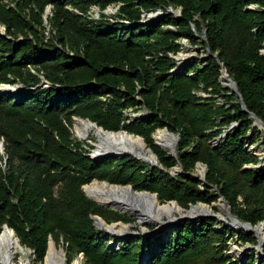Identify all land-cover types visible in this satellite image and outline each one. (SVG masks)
<instances>
[{"label":"trees","instance_id":"1","mask_svg":"<svg viewBox=\"0 0 264 264\" xmlns=\"http://www.w3.org/2000/svg\"><path fill=\"white\" fill-rule=\"evenodd\" d=\"M2 28L0 86L22 89L0 96V233L12 229L34 264L45 263L51 240L63 241L70 264L79 256L81 264H260L254 253L246 263L227 255L237 239L258 244L216 218L115 238L111 248L95 218L138 222L83 189L132 185L186 211L224 198L241 223H264V166L250 152L264 127V0H0ZM183 39L207 50L202 65L178 68L172 56ZM223 71L241 98L223 88ZM129 110L147 115L128 124ZM77 119L143 138L163 170L133 157L94 163L93 148L74 138ZM163 129L180 137L177 157L155 144ZM199 165L204 181L192 177ZM177 166L182 174L171 175Z\"/></svg>","mask_w":264,"mask_h":264},{"label":"bare ground","instance_id":"2","mask_svg":"<svg viewBox=\"0 0 264 264\" xmlns=\"http://www.w3.org/2000/svg\"><path fill=\"white\" fill-rule=\"evenodd\" d=\"M189 56L181 54V59H187ZM8 90V89H7ZM11 90V89H10ZM6 94V93H5ZM4 95V94H3ZM80 123L76 125L77 137L80 140L86 141L92 134L96 138L95 150L92 151L91 158L96 161H101L104 157H127L133 156L141 162L148 163L151 166L157 165V159L155 154L146 147L145 143L139 138H135L133 135L125 134L122 131L119 133L105 132L103 129H99L96 125L89 123L88 121L79 120ZM158 144L166 151L174 154L176 151L175 137H171L164 131L159 132L156 135ZM87 194L93 199L102 200L101 203L108 204L115 202L116 204H126V198L131 196L128 190L124 188L111 187L107 183H97L89 185L85 188ZM147 209H150V215L143 214L140 216V220L143 223L152 224L155 222H161L157 224L158 227H162L164 219L168 217L173 219L175 215H181L183 217L186 213L181 210L178 206L161 205L155 201L146 203ZM137 209V208H136ZM141 211V208L137 209ZM184 212V214H183ZM209 210L205 206H199L193 209L192 213L196 215H204ZM213 214V213H212ZM168 220V223L178 220ZM98 224L102 231L108 234H115L116 237H120L122 240L132 237L129 233V226L120 227H108L105 225L103 220H98ZM260 237L261 244L264 245V225L255 230ZM14 233L9 229H4L0 236V264H16L15 257L18 253L23 252L24 249L21 246L19 240H17ZM134 236V235H133ZM119 238V239H120ZM234 255L240 260L246 258L245 250H234ZM242 256V257H241ZM45 264H65L64 256L61 252H58L54 243H51L45 259Z\"/></svg>","mask_w":264,"mask_h":264},{"label":"rangeland","instance_id":"3","mask_svg":"<svg viewBox=\"0 0 264 264\" xmlns=\"http://www.w3.org/2000/svg\"><path fill=\"white\" fill-rule=\"evenodd\" d=\"M117 8L116 7H110L107 11H106V15L108 16L109 19H111L112 16L116 15L117 14ZM93 19L95 20H98V18L96 17V14H94V16L92 17ZM5 33V30L4 28L0 29V34H4ZM198 38V41L200 42L201 40H203L204 36L202 35H198L197 36ZM182 45H183V48L181 50V52L179 54H183V55H187L189 56L187 59H184L185 60V65H191V64H199V65H202L204 63V60L206 59V57H208V54H207V50H204V48L201 46V45H198L197 47L196 46H192L191 43L187 40V39H183L182 40ZM179 54L176 56V57H179ZM223 82V88H225L227 91H229V95H232V89L227 87L225 85V82ZM20 85H16V87H19ZM234 95V94H233ZM203 97H207L206 95H203ZM142 113V111H139V113ZM138 114V113H137ZM80 123L79 119H77L74 123V127H73V133H74V138L81 142V143H87L88 145H90L93 149L92 151L95 150V142H96V138L94 137V135L92 134L86 141H83V140H80L78 137H77V132H76V125ZM163 130H159L158 132H156V134L154 135L155 137V144L160 147L164 152L168 153L169 155L171 153H169L168 151L164 150L157 142V139H156V135L161 132ZM261 131H262V134L260 136V141L257 145L253 146L250 148V152H252L254 155H257L259 157V159L261 160V164L264 165V127L261 128ZM175 138H178V135H175ZM179 140H177V145H176V150L178 148V144H179ZM215 141H218V140H214L212 141V143H214ZM213 145V144H212ZM92 151L90 152V155L92 154ZM145 164H148V163H145ZM151 168H153L150 164H148ZM247 168H256V167H247ZM182 174V171H179L178 173H175L173 174L174 176H179ZM206 174H207V169L202 166V165H199L197 170L195 171V173L192 175V177H195L199 180H205L206 179ZM97 182V181H95ZM94 183V182H93ZM97 183H100V182H97ZM89 196V195H88ZM90 197V196H89ZM91 198V197H90ZM93 199V198H91ZM93 200H99V199H93ZM102 200H99V203H101ZM205 207H208V208H211L212 210V213L213 214H209L208 213H204V215H215V217L219 220V223L221 224H226L228 226L231 227V229H234V230H237V231H240V230H243V226L242 225H238V224H241V223H236L235 225V222L233 221L234 219L238 220L232 213L231 209L229 207H227V210L230 211V214H228L226 212V208L224 207L222 201H219V202H216L214 203L212 206H207L205 205ZM184 214V212H183ZM181 215H175L173 217V219H169L168 217H166L164 219V222L163 224L165 223H168V220H174V219H177L179 218ZM203 216V214H202ZM137 220V225H131L130 229L128 230L130 235L133 237V232H136L137 235L141 236V235H144L145 238H147L148 236H152V231H150L147 226H151V227H155V231L156 229L158 228V225L157 224H160L161 222H155V223H152V224H141L139 222L138 219ZM239 221V220H238ZM115 226L114 227H120V224H114ZM262 225H264V223L256 226L255 228L253 229H250V230H247V232L251 235V236H254V238L256 239L257 241V246H251V245H245L243 244L239 239H237L235 242H232L231 243V247H230V250L228 251V256L235 259V260H240L238 259V257H236L234 255V250H245V255L243 256H246V258H249L250 254L254 253L257 257V259L260 261L259 263L260 264H264V245L261 244V240H260V237H259V234L255 231L256 229L260 228ZM137 229H139V231H137ZM4 230V229H3ZM3 230L1 231L0 233V236L1 234L3 233ZM100 230V229H99ZM101 232L105 233L104 231L100 230ZM14 235V234H13ZM14 237L19 240L17 237H16V234L14 235ZM107 237H110L112 239V241L110 242V247L111 248H115L116 247V242L118 241L117 239H115V237H112V236H108ZM121 237V236H120ZM118 236V238H120ZM131 238V237H130ZM121 239V238H120ZM20 242V240H19ZM51 243H54V245L56 246L58 252H61L64 256V260H65V264H70L69 263V259H68V256H67V253L65 251V248H64V243L63 241L61 240L60 243H57L56 241L54 240H51L50 243H49V246ZM22 246V245H21ZM24 251L23 252H20L16 255L15 257V263L16 264H34L33 263V253L27 249L26 247L22 246ZM242 257V256H241ZM81 256L79 257H76L72 264H81ZM45 264V263H44Z\"/></svg>","mask_w":264,"mask_h":264},{"label":"water","instance_id":"4","mask_svg":"<svg viewBox=\"0 0 264 264\" xmlns=\"http://www.w3.org/2000/svg\"><path fill=\"white\" fill-rule=\"evenodd\" d=\"M52 14V8L50 7L48 10H47V12H46V20H48V17L50 16ZM5 30V29H4ZM206 32H204V34H205ZM1 36H5V33L4 34H0ZM262 54H264V51L262 52ZM179 60H183V59H181L180 58V56H179ZM221 80L222 81H224L225 82V85L227 86V87H229V88H231L232 89V94H235V95H237L238 97H240L241 98V96H240V94H239V92H238V89H237V86L235 85V82L231 79V78H228L227 77V75H226V72L225 71H223V77L221 78ZM8 89V90H7ZM11 89V90H10ZM21 89H22V86L20 85L19 87H16V85H14V86H11V85H2V86H0V96L1 95H3V94H8V95H16V94H19L20 93V91H21ZM251 119H255V120H257V121H259L258 120V118L256 117V116H254V115H252L251 116ZM83 121V120H82ZM89 123H91V124H94V125H96L95 123H92L91 121H88ZM97 126V125H96ZM98 127V126H97ZM99 129H102L101 127H98ZM234 127H232L229 131H231L232 129H233ZM163 131L165 132V133H167L168 135H170L171 137H175L174 136V134H172V133H170L167 129H163ZM105 132H108V131H105ZM121 132V131H120ZM123 133H125V134H127V132H125V131H122ZM158 132V131H157ZM109 133H115V132H109ZM117 133H119V132H117ZM227 135H222V137L220 138V139H222V138H225ZM140 140H142L144 143H145V140L143 139V138H141V137H138ZM153 139L155 140V137L153 136ZM180 139V137L178 136V138H175V140L177 141V140H179ZM145 145H146V143H145ZM146 147H148L147 145H146ZM1 151H2V153H4V148H3V144H1ZM177 154H178V148H177V150L175 151V153L174 154H170L171 156H173V157H177ZM127 157H133V156H127ZM127 157H119V156H116V157H104L100 162H102V161H104V160H106V159H112V160H122V159H125V158H127ZM155 157H156V159H157V165L156 166H152L154 169H161V170H163V168H162V165H161V163H160V161H159V158L157 157V155H155ZM134 159H136L135 157H133ZM89 159H91L94 163H96V164H98V163H100L99 161H96V160H94V159H92L91 158V155L89 156ZM136 160H138V159H136ZM262 166H264V165H262ZM205 167V166H204ZM206 168V167H205ZM179 171H182V167L181 166H177L176 168H174L172 171H171V175H173V174H175V173H178ZM102 183H107V182H102ZM91 184H93V183H91ZM90 184V185H91ZM108 184V183H107ZM111 187H116V188H124V189H126V190H128L129 191V193L131 194V196H129V197H127L126 198V200H127V203L126 204H122V203H118V204H116L115 202H111V203H108V204H104V203H99L103 208H106V209H111V210H114V211H117V212H120V213H122V214H125V215H127L128 217H131V218H134V219H138L139 220V222L141 223V224H147V223H143V222H141V220H140V216H143V214H146V215H150V213H151V211H150V209H147L145 206H147L146 205V203L147 202H152V201H155V202H157V203H159V201H158V198H157V195L156 194H152V193H149V192H138V191H135L134 190V188H133V186L132 185H127V186H118V185H111V184H109ZM89 186V185H88ZM88 186H85L84 187V192H85V194H86V196L87 197H89L88 196V194H87V192H86V190H85V188L86 187H88ZM90 198V197H89ZM91 199V198H90ZM91 200H93V199H91ZM93 201H95V200H93ZM220 201H222V203H223V205H224V207L226 208V212L228 213V214H230V211H228L227 210V207H229V204L227 203V201L224 199V198H222ZM170 204H173V205H176V206H178L181 210H183V211H185L186 213L184 214V216L183 217H181V218H179L178 220H176V221H173V222H170V223H166L164 226H162V227H158L157 229H156V231H154V232H152L151 234L152 235H158L161 231H163V230H165V229H168V230H171L173 227H175L178 223H180V222H184V221H188V220H191V221H197L199 218H216L215 217V215H210V216H206V215H203V216H201V215H196L195 213H192L193 212V209L194 208H196V207H199V206H205V204H202V203H200V204H198V205H196V206H193L190 210H188V211H186V210H184L183 208H181L180 206H179V204L177 203V202H171V203H169V204H167V205H170ZM139 209V208H141V211H138L137 209ZM208 208V207H207ZM230 208V207H229ZM208 210H209V214H212V210H211V208H208ZM217 219V218H216ZM98 220H102L101 218H95L94 219V222H95V225H96V227L98 228V229H100L101 230V228H100V226H99V224H98ZM104 221V220H103ZM234 222H235V225H236V223L238 224V223H241L240 221H238V220H236V219H234L233 220ZM104 223H105V225L106 226H108V227H114L115 225L114 224H112V225H109V224H107L105 221H104ZM238 225H242L243 226V230L244 231H246L247 232V230H250V229H253L252 227H250L249 225H246V224H243V223H241V224H238ZM120 226H129V227H131V225L130 224H120ZM9 229V230H11L14 234H15V232L12 230V229H10V228H8V226H4V228L3 229ZM105 234L106 235H108V236H112V237H115V238H117V239H119L118 237H116L115 236V234H108V233H106L105 232ZM133 235H134V237H139V235H137V233L136 232H133ZM141 236H144V235H141ZM170 236V235H169ZM121 241H122V239H120ZM244 263H246V261H247V259L245 258L244 260H242ZM260 261L258 260V263H259Z\"/></svg>","mask_w":264,"mask_h":264},{"label":"built area","instance_id":"5","mask_svg":"<svg viewBox=\"0 0 264 264\" xmlns=\"http://www.w3.org/2000/svg\"><path fill=\"white\" fill-rule=\"evenodd\" d=\"M12 0H5V3L6 4H9L10 2H11ZM117 8V10H118V8H119V6L118 7H116ZM116 10V11H117ZM94 14H96V17L99 19V10L98 9H93V11H92V17L94 16ZM162 12H157V13H153V14H150V15H144L143 16V22L144 23H146V22H148L149 20H151V19H156V18H159V17H161L162 16ZM177 15L178 16H180V11L177 13ZM172 30H174V28L173 27H170ZM179 56H181V54H179ZM172 59H174L176 62H177V64H178V68H180L182 65H184L185 63V60H179V57H173L172 56ZM142 111V113L140 112H138V114H134L133 113V111L132 110H129V111H127V112H125V114L130 118V120L129 121H127V123L128 124H130V123H132L133 122V120L132 119H134V118H137V117H141V116H146L147 115V112L146 111H144V110H141ZM236 125H234L233 127H235ZM219 141H220V139H218V141H215L214 143H212L213 144V146L214 147H217L218 145H219ZM227 255H228V252H227ZM82 258V257H81ZM239 259V258H238ZM235 260V259H234Z\"/></svg>","mask_w":264,"mask_h":264}]
</instances>
